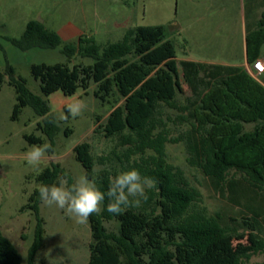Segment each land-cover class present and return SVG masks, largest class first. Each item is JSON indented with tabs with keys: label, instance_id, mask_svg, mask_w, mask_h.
Returning <instances> with one entry per match:
<instances>
[{
	"label": "trees",
	"instance_id": "trees-1",
	"mask_svg": "<svg viewBox=\"0 0 264 264\" xmlns=\"http://www.w3.org/2000/svg\"><path fill=\"white\" fill-rule=\"evenodd\" d=\"M6 41L22 52L59 49L66 58L65 64L30 66L39 95L27 88L24 79L15 77L13 67L7 65L5 73L0 72V87L7 76L8 86L15 93L11 121L16 122L22 110L29 108L41 119L37 131L52 146L60 128L53 122L56 119L50 96L60 93L72 98L78 91L86 95L94 85L93 97L100 103L108 104L115 98L112 111L99 126L104 138H117V145L126 147L122 154L127 162L126 171L136 169L141 176L155 181L141 207L129 208L120 215L104 210L89 217L91 243L86 264H245L252 255L264 254L262 242L234 248L232 237L236 230L223 224L218 216L190 212L199 193L189 187L179 169L166 163L165 151L167 143H183L190 166L199 169L216 189L242 194L246 204L252 201L246 197L248 194H264L262 75L258 82L239 68L187 61L178 64L174 44L167 39L164 26L129 28L120 41L100 48L85 36H80L76 43L63 44L57 33L40 22L30 21L19 39ZM262 47L264 11L255 25H246L250 66L260 58ZM77 56L91 60L92 64L71 65L70 61ZM179 73L191 94L189 104L178 100L183 94ZM120 101L123 103L118 105ZM167 111L177 115L173 119ZM170 122L187 129L170 139ZM249 126L251 129L247 130ZM23 138L31 146L43 144L41 138L33 135ZM72 154L84 175L106 191L110 177L115 175L108 170L95 175L90 144L76 145ZM136 156L139 160L129 164ZM230 171L240 174V178L227 179ZM60 177L67 178L69 184L73 182L58 164H51L35 177L38 188L24 207L33 212L36 220L27 264H34L44 241L38 189L42 184H58ZM107 203L105 199L103 207ZM245 207L252 213V226L259 230L260 213L249 205ZM110 222L116 224V232L105 228L104 223ZM21 262L16 247L0 232V264Z\"/></svg>",
	"mask_w": 264,
	"mask_h": 264
},
{
	"label": "rangeland",
	"instance_id": "rangeland-1",
	"mask_svg": "<svg viewBox=\"0 0 264 264\" xmlns=\"http://www.w3.org/2000/svg\"><path fill=\"white\" fill-rule=\"evenodd\" d=\"M262 11L264 0H0V72L5 73L7 65L13 67L15 77L24 79L27 88L39 95L38 83L31 77L30 66L66 63L59 49L22 52L6 41V38L19 39L30 21L40 22L55 33L72 24L83 32V36L92 38L100 48L120 41L125 29L164 26L167 39L174 44L177 59L238 64L242 61V22L245 21L247 26L255 25ZM76 40L63 41V44L76 43ZM70 64L90 65L92 61L77 56ZM179 79L183 94L178 100L182 104H189L191 94L181 73ZM94 89V85H91L86 95L78 91L72 98L60 97V93L50 96L55 119L65 112L66 105L74 98L83 100L87 108L80 117H69L67 121L58 122L60 132L51 150L38 166L33 167L24 159V153L31 145L23 137L33 135L41 138L43 144L50 142L37 131V123L41 119L29 108L22 110L16 122L11 121L15 93L8 86L7 76L4 77L0 87V232L22 256L21 264H27L36 226L33 212L24 207L38 188L35 177L43 169L58 164L72 181L84 175L72 150L76 145L87 142L91 146L95 175L102 170H108L113 175L126 171L127 162L122 156L126 147L118 146L117 138H104L99 128L112 111L115 98H111L108 104L100 103L93 97ZM122 103L120 101L118 105ZM167 114L173 119L177 115L172 111H167ZM186 129L185 125L168 123L169 138H177ZM247 129L250 130L251 126ZM165 151L166 163L179 169L189 187L199 193L190 212L206 217L218 216L223 224L236 230L232 237L234 248L264 243V194H248L246 197L252 201L246 204L242 194L216 189L199 169L190 166L183 143H167ZM135 160L138 161L139 157H132L129 164ZM240 176L230 171L227 179H239ZM152 190L153 187L146 190L148 198ZM246 205L260 213L257 218L259 230L252 226V213ZM39 214L43 220L44 241L34 264H86L91 243L88 222L77 223L63 210L47 207L41 201ZM104 226L109 232H116L114 222L104 223ZM262 262L264 254L257 253L245 264Z\"/></svg>",
	"mask_w": 264,
	"mask_h": 264
},
{
	"label": "clouds",
	"instance_id": "clouds-1",
	"mask_svg": "<svg viewBox=\"0 0 264 264\" xmlns=\"http://www.w3.org/2000/svg\"><path fill=\"white\" fill-rule=\"evenodd\" d=\"M86 108L87 104L83 100L74 98L66 105L65 112L53 122L80 117ZM50 150V143L30 146L24 153V159L29 166H38ZM154 185L155 181L150 177L141 176L138 170L130 169L110 177L106 191L101 190L94 179L81 175L71 184L65 177L58 178V184H42L38 193L43 205L61 209L77 223L84 224L92 214H100L104 210L120 215L129 208L141 206L148 198L146 190ZM105 199L108 200L106 208L103 207Z\"/></svg>",
	"mask_w": 264,
	"mask_h": 264
},
{
	"label": "crops",
	"instance_id": "crops-1",
	"mask_svg": "<svg viewBox=\"0 0 264 264\" xmlns=\"http://www.w3.org/2000/svg\"><path fill=\"white\" fill-rule=\"evenodd\" d=\"M242 24H243V32H242V44H241V46H242V55H241L242 61H241V63H238V64H226V63L214 64V63L194 62V61H191V60H189L187 58L186 59H177L176 58L177 63L179 64L182 61H187V62H194V63H199V64H206V65H218V66H224V67L239 68V69H242L243 71H245L254 80L260 82V80L255 77V74L252 71L251 66H250V64L247 61V54H246V25H245V21H243ZM126 30L127 29H125V31ZM56 33L59 35L61 40L65 41V42L66 41H71L74 38L78 39L80 36L84 35L83 32L78 27H76V26H74L72 24H68V25L62 27ZM259 60H264V53H261V56H260ZM262 77H264V75H262ZM60 97H63V96L61 95ZM63 98H65V97H63ZM246 129H247V127H246Z\"/></svg>",
	"mask_w": 264,
	"mask_h": 264
},
{
	"label": "built area",
	"instance_id": "built-area-1",
	"mask_svg": "<svg viewBox=\"0 0 264 264\" xmlns=\"http://www.w3.org/2000/svg\"><path fill=\"white\" fill-rule=\"evenodd\" d=\"M251 69L254 72L256 78L261 75H264V60H256L252 64Z\"/></svg>",
	"mask_w": 264,
	"mask_h": 264
}]
</instances>
